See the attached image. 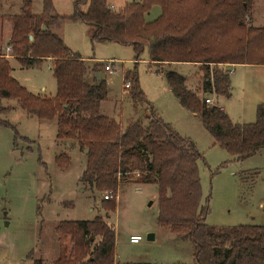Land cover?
<instances>
[{"label":"trees","instance_id":"16d2710c","mask_svg":"<svg viewBox=\"0 0 264 264\" xmlns=\"http://www.w3.org/2000/svg\"><path fill=\"white\" fill-rule=\"evenodd\" d=\"M113 2L77 0L70 16H58L51 0H42L39 14L33 13L31 1L23 2L12 19L7 49L21 70L49 61L56 92L52 97L29 94L11 77L10 63L0 54V99L16 100L28 116L56 122L57 142L85 156L79 181L89 191L116 196L120 181L133 172L140 175L137 182L155 185L156 224L187 240L191 264H264V226L206 224L197 169L201 154L158 117L137 76L125 77L126 95L133 110L146 106L149 116L121 124L102 115L106 81L89 80L84 60L59 35L66 22L80 23L91 44L131 47L136 64L146 52L149 65L200 66L196 90L175 70L164 74L167 87L183 109L197 116L213 145L233 161H244L264 149V102L253 123L232 124L217 104L204 100L230 97L231 66H264V25H253L254 0H138L119 9ZM153 6L160 8V16L147 22ZM99 71L97 66L91 70ZM55 163L66 170L70 159L60 155ZM103 204L115 210L114 200L103 199ZM54 233L59 253L50 264H117L115 231L101 218L59 222ZM31 255L32 264H45Z\"/></svg>","mask_w":264,"mask_h":264},{"label":"rangeland","instance_id":"374dc122","mask_svg":"<svg viewBox=\"0 0 264 264\" xmlns=\"http://www.w3.org/2000/svg\"><path fill=\"white\" fill-rule=\"evenodd\" d=\"M16 0H14L15 2ZM33 13L39 14L42 0H29ZM58 16H70L77 0H51ZM138 0H114L116 8ZM16 3V2H15ZM12 10H18L19 4ZM160 8L153 6L146 16L153 22ZM253 25H264V0H254ZM3 28L2 45L6 41ZM59 35L72 53L86 61V67L115 60L113 69L103 73L107 98L100 113L125 124L130 118L149 116L148 107L133 106L123 93V82L129 73L137 76L146 102L158 117L181 137L192 141L201 158L197 169L201 186L202 207H207L206 224L216 228L245 225L264 226V149L244 161H233L205 132L197 116L183 109L169 91L164 74L166 66L148 64L147 53L134 61L131 47L112 43L91 44L86 27L66 22ZM4 49V46H3ZM11 77L29 94L52 97L56 83L46 62L37 68L21 70L15 60L9 61ZM230 97H216L214 104L223 108L233 124L253 123L256 108L264 102V66H231ZM171 70L186 78V85L196 90L201 67L172 65ZM91 75L89 80H91ZM208 96H206L207 98ZM214 99V98H213ZM56 122L28 116L13 99H0V264H32V258L50 264L58 256L54 229L59 222L92 221L101 218L115 231L117 264H188L191 248L184 237L172 235L156 224V186L137 182L133 172L120 181L113 212L105 210L103 196L89 191L80 183L85 156L57 142ZM19 154L17 158L13 153ZM67 155L70 164L60 170L55 158ZM141 236L136 245L128 243L130 235ZM153 234V241L147 235ZM188 250V251H187ZM117 257V258H116Z\"/></svg>","mask_w":264,"mask_h":264},{"label":"crops","instance_id":"0c3cea01","mask_svg":"<svg viewBox=\"0 0 264 264\" xmlns=\"http://www.w3.org/2000/svg\"><path fill=\"white\" fill-rule=\"evenodd\" d=\"M25 1H29V0H16L15 2H14V0H0V54H2L3 56H5V58L8 60V61H13L14 59L12 58V56H11V53H10V51L7 49L8 47V40H9V37H10V34H11V29H12V19H13V17H15V16H18L19 14H20V10H21V5H22V3L23 2H25ZM14 3L15 4H19V8H18V10L16 9V10H12V8H13V5H14ZM113 7L115 8V9H119V8H121V7H119V8H116V6L115 5H113ZM36 14V13H35ZM3 28H6V34H7V36H6V41H5V43H4V45H2L3 43H2V40H3ZM3 46H4V49H3ZM84 60V59H83ZM108 61V60H107ZM111 61H115V60H111ZM84 62H86V63H90L91 61H86V60H84ZM46 63H47V65L49 66V61H46ZM101 66H102V72H100V79H103V73H104V71H103V67H104V65L101 63L100 64ZM182 65H187V64H182ZM152 66H155V65H152ZM159 68H160V70H161V67L162 66H166L167 67V69L168 70H171L170 69V66H167V65H157ZM172 66V65H171ZM89 67V66H88ZM87 67V68H88ZM236 67V66H235ZM37 68V67H36ZM89 69V71H90V68H88ZM97 73V72H96ZM94 74H95V72L93 73V72H90L89 73V75H88V77L91 75V79L93 78L94 79ZM108 90V89H107ZM170 91V90H169ZM123 93L124 94H127L126 93V91H123ZM214 98V97H213ZM214 100V99H213ZM216 100H214V102H215ZM178 103V102H177ZM220 109L223 111V108H221L220 107ZM224 112V111H223ZM145 118H147L148 116H144ZM144 118V119H145ZM231 122V121H230ZM232 123V122H231ZM233 124V123H232ZM151 199H155V196L154 195H152L151 196ZM134 235V234H133ZM130 236H132V235H130ZM129 236V237H130ZM129 243V242H128ZM130 244V243H129ZM130 245H132V244H130ZM188 251V250H187ZM117 258V257H116ZM125 264H129V263H125ZM188 264H191V258H190V261H189V263Z\"/></svg>","mask_w":264,"mask_h":264},{"label":"built area","instance_id":"2783aa9c","mask_svg":"<svg viewBox=\"0 0 264 264\" xmlns=\"http://www.w3.org/2000/svg\"><path fill=\"white\" fill-rule=\"evenodd\" d=\"M102 64L104 65L103 71L104 72H110L114 67L113 65L116 64V61H111V60L103 61ZM232 68L233 67H230V69L227 70L229 74L232 72ZM123 84H124L123 85L124 91H128L130 89L129 83H123ZM204 102L209 106H216V104H214L213 97H211V96H208L207 98H205ZM217 107L220 108L218 105H217ZM111 198L112 197L109 194L103 196L104 200H109ZM141 241H142V238H141V236H138V235H132L129 237V240H128V242L132 245H136Z\"/></svg>","mask_w":264,"mask_h":264},{"label":"water","instance_id":"95a60500","mask_svg":"<svg viewBox=\"0 0 264 264\" xmlns=\"http://www.w3.org/2000/svg\"><path fill=\"white\" fill-rule=\"evenodd\" d=\"M29 40H32V37H29ZM93 77H94L95 81L98 82L100 80V72L95 73ZM86 152L87 151L85 150L84 153L86 154ZM13 155H15L17 158H19V154L18 153L14 152ZM153 239H154V235L153 234H148L147 235V240L148 241H153Z\"/></svg>","mask_w":264,"mask_h":264}]
</instances>
